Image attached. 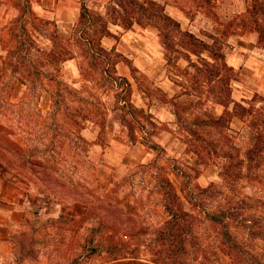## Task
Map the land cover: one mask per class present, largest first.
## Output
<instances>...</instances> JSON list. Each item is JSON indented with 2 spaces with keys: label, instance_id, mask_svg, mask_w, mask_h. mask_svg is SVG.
<instances>
[{
  "label": "rangeland",
  "instance_id": "374dc122",
  "mask_svg": "<svg viewBox=\"0 0 264 264\" xmlns=\"http://www.w3.org/2000/svg\"><path fill=\"white\" fill-rule=\"evenodd\" d=\"M9 1L10 21L0 29V56L6 59L11 57V62L0 67V124L5 129L1 131L3 136L17 140L21 147L18 149L19 161L8 164L13 148L6 146L5 158L0 153V161L26 176L32 187L48 197L52 204L49 206L51 208L46 209L31 207L26 220L12 228L10 248H0V264H120L109 259L111 253L107 248H126V251L122 249L120 252L129 255L127 248H134L133 244H129V233L139 228H146L145 231L149 232L150 225H158L165 216L160 205L161 194L153 178L155 166L164 168L179 193L182 185L187 188L195 183L205 186L210 181H219L216 164H201L195 160L196 154L188 148V134L181 123L190 121L203 110L211 114L219 113L222 106L215 102L209 84L202 90L197 87L194 81L196 72L192 66L187 71L182 70L188 61L181 56L182 53L166 46L168 41L157 28L162 26L161 22L149 19L128 28L110 24L114 35L103 36L102 44L120 52L117 71L130 80L132 101L151 114L156 125L148 128L150 136L164 150H153L141 142L140 131L137 132L136 141L130 140L126 127L112 111L113 91L95 90L99 97L98 104L106 113L104 127L100 128L91 119L81 118L82 110L77 109L83 103L71 101L70 95H66L63 102L57 105L52 101V92L55 97L58 92L61 93V83L55 80H62L70 87L80 86L78 60L66 59L59 64L58 70H54V65L44 61L35 48L26 50L18 45V42H25L28 31L36 44L47 50L52 45L49 37L54 23L59 24L60 34L67 35L77 17L71 20L67 19V14L49 13L36 0ZM84 1L90 10L97 12H103L110 2ZM156 2L163 4L164 9L166 3L182 9V14L175 13L181 27L208 42L211 38L203 32L212 31L214 27L228 28V43L222 47L225 60L226 52H229L230 45L234 46L232 42L241 32L238 14L244 12L248 19L246 25H253L250 12L244 10L251 3L250 0L249 3L244 0ZM257 22L264 24L260 17ZM62 24L65 26L61 27ZM255 33L257 47L260 44L264 47V38L260 42L258 32ZM178 36L174 38L175 42L180 41ZM10 53L13 55L10 56ZM191 57L197 59L194 54ZM20 58L23 59L20 60L21 72H18L14 63ZM131 67H134L133 71ZM235 69L238 78L231 81V96L234 99L251 98L254 90L249 89L256 86L253 82H260V76L245 75L244 70L239 76V69ZM54 72L58 75L55 80L49 77ZM257 86L260 89V85ZM79 94L87 95L84 91ZM191 99V103L187 104ZM181 102L188 106L180 111L178 117L174 108L180 107ZM71 111L77 114L82 137L77 136L76 132L72 135L64 133L66 126H76L71 123ZM242 123L238 116L230 120L231 127L235 129ZM208 135L213 136L214 131ZM30 153L44 158L37 157L41 164L35 167L42 173L44 181L22 163L20 157ZM146 161L153 163L143 169L137 168V164ZM172 167L179 172L178 176L171 171ZM195 168L199 171L196 172ZM46 185L59 188L64 196L57 197L55 191L46 189ZM112 186H115L114 190ZM55 204L69 205L71 211L60 212L54 207ZM134 204L136 212L132 208ZM89 206L91 211H88ZM99 214L107 223L118 219L117 224L124 227L121 234L125 232L122 240H119V234L111 236L104 225L99 226ZM133 225V228L127 229ZM141 252L139 256H149L145 251ZM75 258L77 260L73 261Z\"/></svg>",
  "mask_w": 264,
  "mask_h": 264
},
{
  "label": "trees",
  "instance_id": "16d2710c",
  "mask_svg": "<svg viewBox=\"0 0 264 264\" xmlns=\"http://www.w3.org/2000/svg\"><path fill=\"white\" fill-rule=\"evenodd\" d=\"M250 2L245 11L250 12L253 25H246L248 19L244 12H240L238 17L241 27L257 31L261 41L264 38V24L257 21L259 17L264 20V0ZM214 17L218 19L216 13ZM149 19L161 22L162 26L157 28L168 41L166 46L182 53L181 56L187 59L188 64L182 70L187 71L192 66L196 72L194 81L197 87L202 90L209 84L215 102L222 106L219 113L211 114L203 110L190 121L181 123L188 134V148L196 154L195 160L201 164H216L219 181H210L205 186L195 183L187 188L182 185L179 193L164 168L155 166L153 178L161 194L160 205L165 216L158 225L148 224L151 226L149 232L145 231L146 228H139L129 233V244L134 247L127 248L129 255L120 252L122 249L126 251V248H107L111 253L109 259L120 264H264V95L254 92L249 99H234L231 96V81L237 79L238 74L235 67L226 62L222 49L228 43V28L214 27L212 31L203 32L211 38L208 42L193 31L183 29L180 22L156 0H110L103 12L90 10L85 1L80 0L77 19L67 35L60 34L54 23L49 49L44 50L36 44L28 31L25 42H18V45L26 50L35 48L44 61L54 65V70H58L59 64L66 59L78 60L81 79L78 88L55 80L58 76L55 72L49 76L56 83H61V93L58 92L56 97L55 93H51L54 104L63 102V98L70 95L71 101H80L84 105L77 109L82 110L81 118L91 119L103 128L106 113L98 104L99 97L95 90L113 91L112 111L126 127L130 140L136 141L137 132L140 131L141 142L153 150L162 151L164 148L151 138L148 129L156 125L155 121L143 106H137L132 101L131 82L117 71L120 52L114 47H105L101 41L103 36L114 35L110 24L128 28ZM177 35L179 42L174 41ZM204 51L206 54H203ZM191 54L197 59H192ZM21 59L14 63L18 72H21ZM7 62H11V57L4 58L2 66L5 67ZM80 91L87 95H80ZM191 101H187V104ZM180 104V107L174 108L178 117L180 111L188 106L184 102ZM76 115L75 111L70 112L71 123L76 126H66L64 133L72 135L76 132L77 136L82 137ZM233 116H238L243 122L237 129L230 125ZM3 130L0 124V153L5 158L7 148L4 146L13 148V153H10L12 158L8 160V164L13 165L14 160L19 161L17 156L21 146L17 140L3 136ZM211 131H214L213 136L208 135ZM37 157L30 153L23 154L20 159L33 175L44 181L42 173L35 168L44 158ZM151 163H139L137 168H146ZM171 171L179 175L175 168L172 167ZM195 171L199 169L195 168ZM111 188L114 190L115 186ZM46 189L55 191L57 197L64 196L59 188L46 185ZM132 208L136 212V204ZM89 210H92L90 206ZM98 219L99 226L104 225L111 236L119 234V240H122L125 232L121 234L124 227L117 224L118 219L107 223L101 214ZM141 251L149 256H139Z\"/></svg>",
  "mask_w": 264,
  "mask_h": 264
},
{
  "label": "crops",
  "instance_id": "0c3cea01",
  "mask_svg": "<svg viewBox=\"0 0 264 264\" xmlns=\"http://www.w3.org/2000/svg\"><path fill=\"white\" fill-rule=\"evenodd\" d=\"M36 1L41 8L43 7L49 13L67 14V19L74 20L79 13L80 0ZM244 1L249 3V0ZM9 2V0H0V29L10 19L9 8L11 5ZM167 8L170 10H167ZM165 10L174 18L178 17L175 13H183L182 9L169 3H166ZM176 19L180 22L178 18ZM55 25L59 32V24L55 23ZM63 26L65 25L62 24L61 27ZM256 42L255 30L241 28L236 41L232 42L234 46L230 45L229 52H226V61L239 69V76L243 74V70L245 75L249 73V75L260 76V82L252 81L256 86L250 88L249 91L254 90L252 94L260 91V94L264 95V47L261 44L260 47H257ZM3 58L4 56H0V67H2ZM257 85H260V89ZM51 204L52 201L48 197L32 187L26 176L0 161V248H10L12 228L26 220L31 207L36 206L40 209H46ZM54 207H57L60 212L71 211L69 205L55 204Z\"/></svg>",
  "mask_w": 264,
  "mask_h": 264
}]
</instances>
